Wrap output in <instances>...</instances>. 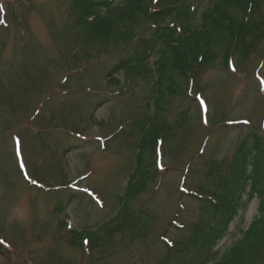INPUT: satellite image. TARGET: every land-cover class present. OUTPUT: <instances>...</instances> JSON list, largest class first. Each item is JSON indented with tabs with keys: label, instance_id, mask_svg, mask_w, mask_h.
I'll use <instances>...</instances> for the list:
<instances>
[{
	"label": "rangeland",
	"instance_id": "374dc122",
	"mask_svg": "<svg viewBox=\"0 0 264 264\" xmlns=\"http://www.w3.org/2000/svg\"><path fill=\"white\" fill-rule=\"evenodd\" d=\"M77 1L0 0V264H182L181 251L211 218L205 197L233 186L241 145L264 148V27L234 52L224 32L194 76L176 78L160 124L145 109L156 64L146 71L133 62L151 47L150 18L129 27V37L92 39ZM213 1L201 0L200 10ZM227 12L246 23L239 4ZM253 17L264 21V0ZM118 66L119 85L108 83ZM140 141L158 152L145 151L149 174L129 212L82 247L69 226L96 230L117 215ZM242 199L212 245L219 255L258 214V196ZM250 260L264 264V248Z\"/></svg>",
	"mask_w": 264,
	"mask_h": 264
},
{
	"label": "trees",
	"instance_id": "16d2710c",
	"mask_svg": "<svg viewBox=\"0 0 264 264\" xmlns=\"http://www.w3.org/2000/svg\"><path fill=\"white\" fill-rule=\"evenodd\" d=\"M200 1L175 0L172 4L164 6L163 4L169 1L162 0L158 3L157 10L151 6L152 0H122L119 3L115 0H78L76 2L83 11L81 14L88 16L85 29L92 39H110L121 36L124 32L129 37V27L150 18L154 24L153 44L156 48L158 47L155 52L157 58L150 64L151 56L142 50V54L137 51L133 62L135 61V65H145L147 70L152 64H156L150 69L154 90L149 97V102L145 103V109L150 114L154 108L155 116L153 115L151 119H156L160 124H162L160 118L166 111L163 107L173 96L171 92L178 93L175 87L176 78L185 74L194 76L198 72L200 62L205 63L212 57L214 54L212 46L220 44L224 32H228L235 40L234 45L231 46V51L234 52L241 47H247L248 43L245 38L258 31L259 26L264 27L262 26L264 21L258 22L253 17L256 7L259 8L260 0H215L202 11L198 5ZM255 1H257V6H255ZM233 4H239L243 8L246 23L244 20L238 22L228 14L227 11ZM193 20H197L199 24L194 25ZM255 35L257 33L253 36ZM116 71L118 74L122 68L118 66ZM117 78L111 75L108 83L119 85ZM151 101L154 106L151 105ZM149 119L146 118L145 121ZM153 131L151 136L156 137L159 130L154 129ZM255 143H257L256 149L248 147L247 142L239 148L238 160L231 170L232 188L207 199L208 205L213 210L208 226L205 229L199 227L198 235L194 239V247L181 251V256L184 257L182 264H251L250 256L254 252L263 250L264 148L260 149V144L257 141ZM152 149L154 150V146L150 147L148 144L141 146L137 166L131 176L127 191L120 198L124 203L118 210L117 216L101 225L99 229L73 231L75 242L83 245V238H87L91 245H95L102 239L99 234L102 227L116 223L125 211L129 212L130 197L136 193L134 188L138 184H143L142 177L149 174L148 169L142 163L144 154L147 153L145 151ZM247 184H250L248 190H246ZM244 195L249 200L254 195L259 197L258 214L245 230H241V237L223 255H219L218 251L210 253L212 245L228 234L229 225L238 216L243 206ZM194 252L195 254L191 256Z\"/></svg>",
	"mask_w": 264,
	"mask_h": 264
}]
</instances>
